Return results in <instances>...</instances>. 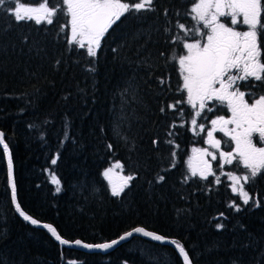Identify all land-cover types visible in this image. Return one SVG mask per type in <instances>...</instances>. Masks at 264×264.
<instances>
[{
    "label": "trees",
    "instance_id": "trees-1",
    "mask_svg": "<svg viewBox=\"0 0 264 264\" xmlns=\"http://www.w3.org/2000/svg\"><path fill=\"white\" fill-rule=\"evenodd\" d=\"M191 2L155 0L154 11L126 14L105 34L96 57L67 42L60 30L66 17L57 16L53 25L17 23L5 12L7 4L0 7V132L12 158L17 201L66 240L101 243L141 226L179 241L193 264H264V173L245 184L259 207L251 200L243 205L231 191L227 173L247 172L235 161L215 167L207 180L192 177L187 161L203 133L192 129L195 112L186 102L167 108L186 99L178 90V61L171 59L184 49L170 39L183 36L177 20L201 27L185 14ZM252 83H240L241 90L264 92V85ZM210 106L214 110H203L198 124L227 115L226 106L216 101ZM169 139L174 145L165 142ZM220 140L225 149L232 148L229 138ZM171 151L177 153L175 167ZM116 161L125 166V175L136 177L119 197L111 195L103 176ZM53 173L60 185L52 183ZM161 175L165 180L158 183ZM233 202L240 211L229 207ZM218 223L224 227L217 229ZM69 261L182 264L171 246L138 236L106 254L62 246L16 212L0 147V264Z\"/></svg>",
    "mask_w": 264,
    "mask_h": 264
},
{
    "label": "snow or ice",
    "instance_id": "snow-or-ice-1",
    "mask_svg": "<svg viewBox=\"0 0 264 264\" xmlns=\"http://www.w3.org/2000/svg\"><path fill=\"white\" fill-rule=\"evenodd\" d=\"M5 12L19 22H34L35 25H53L54 18L64 16L67 19L60 25V30L65 33L66 40L70 45H75L79 49H86L88 57H96L97 49L101 47V40L109 29L121 21L126 14L140 13L141 11H154L155 0H57L56 4H51L50 0H0V7H4ZM186 15H191V19L196 24L187 26L177 20L175 27L179 33L170 39L172 44H181L186 49V54L173 55L172 61H178L179 75L182 77V84L178 90L186 93L184 101L177 100L174 104H168L167 108L175 110L181 103H187L193 109L198 110L195 116H200L201 111L214 110L213 101L221 106H226L231 113V118L218 115L211 120L212 129L207 131V143L217 150L220 149L221 140L214 138V132H222L234 141L235 148L226 151H219V157L224 164H233L235 160L238 165H242L247 170L243 176L233 172L227 173V178L232 182L231 191L237 194L243 205H248L250 200L256 207L260 202L245 189V184L256 180L264 173V92L253 95L241 90L239 81H252L264 85V47L261 39L264 36V0H192ZM194 14V15H192ZM168 16L167 10L164 13ZM179 16V12L176 13ZM224 18V19H221ZM70 25V31L68 30ZM170 28H165V32H170ZM199 36L200 39H193ZM185 38L192 39L191 43L183 42ZM115 51V50H114ZM164 55V53H161ZM59 63V61H57ZM94 71V68H88ZM161 84L165 81L161 80ZM248 97L247 99L245 97ZM160 111H165L161 107ZM181 115L183 112L181 110ZM207 119V117H204ZM191 124L197 125L196 119L191 120ZM229 125L234 127L229 128ZM172 127H175L173 125ZM200 131H204V125H199ZM172 135L171 132L168 133ZM254 135L258 141L254 143ZM4 133L0 132V145L3 151L8 154V170L11 176L12 158L8 153V144L4 141ZM169 145H174L173 140L165 141ZM158 140H153V145L157 146ZM227 145V141L224 142ZM258 144L260 146H258ZM109 149L112 145H108ZM175 147H179L175 145ZM200 158V165H194L189 160L188 168L192 177H199L207 180L209 176H214L212 165L203 159L211 156L212 160H217V156L207 151V149H193ZM176 151H171V167H175ZM56 159L52 160V164ZM114 169H120L124 173L125 166L116 161L107 168L103 176L111 185V195L119 197L130 186V182L136 177L131 173L120 175L119 182L112 179ZM185 181L189 179L187 175ZM165 180L164 176H158L157 182ZM243 180V183H241ZM215 182L219 183V176ZM52 183L60 185V180L53 173ZM56 192L61 191L57 187ZM12 201L15 204L16 212L31 224L39 222L28 215L19 203L16 202V184L11 183ZM229 207H234L240 211V204L233 202ZM224 214L220 213L222 217ZM43 227L62 245L75 243L86 249H111L121 241L133 236L134 233L142 234L153 241L169 243L174 246L182 259V264H193L187 249L179 241L163 236L144 227L137 226L122 234L118 239L110 242L88 244L80 240L69 242L58 234L55 227L50 224H43ZM217 229L224 227L222 223L216 225ZM69 264L74 262L69 261Z\"/></svg>",
    "mask_w": 264,
    "mask_h": 264
},
{
    "label": "rangeland",
    "instance_id": "rangeland-1",
    "mask_svg": "<svg viewBox=\"0 0 264 264\" xmlns=\"http://www.w3.org/2000/svg\"><path fill=\"white\" fill-rule=\"evenodd\" d=\"M221 19H224V18H221ZM69 31H70V27H69ZM197 39H200V37H198L197 36ZM192 41H190V42H187V43H191ZM186 49H184V53L183 54H186ZM186 94V93H185ZM213 102H215V101H213ZM212 102V103H213ZM226 109H227V107H226ZM198 110V108L197 109H194V112H196ZM202 112V111H201ZM199 117V116H198ZM197 116H195L194 117V119H196V121H197V118H198ZM226 118H231V113H230V111L227 109V115L225 116ZM216 118V117H215ZM215 118H213V119H215ZM213 119H210L209 121H208V124L206 125V124H203L204 125V131H200V128H199V125L200 124H198V122H197V125L194 127L193 125H192V129H194L195 130V128H197L198 130H199V132H202L203 133V135H202V143L200 144V145H196V146H194V147H192L191 148V150H190V153H189V157H188V161L189 160H191L192 161V163L194 164V165H197V166H199L200 165V158H199V156H198V154H195L194 152H193V149H207V151L208 152H210V153H213V154H215L216 156H217V160H215V161H213L212 160V158H211V156H205V157H203V159L204 160H206V161H208L211 165H212V167H213V171H214V168L215 167H218V168H222V167H220V164L222 163V161H221V158L219 157V151H226L227 149H225L223 146H222V142H221V146H220V149L219 150H217V149H215V148H212L208 143H207V131H210L211 129H212V124H211V120H213ZM229 128H231V127H234L233 125H229L228 126ZM213 136H214V138H217V139H220L221 137L222 138H229L228 136H225L222 132H219V131H217V132H214L213 133ZM230 139V138H229ZM253 140H254V143H256L257 141H258V137H256L255 135H254V137H253ZM231 141V140H230ZM232 142V148L231 149H233L234 150V148H235V143H234V141H231ZM258 146H260L259 144H258ZM187 161V162H188ZM235 161V160H234ZM236 162V161H235ZM112 164H114V162L113 163H111L109 166H107L104 170H103V173H104V171L107 169V168H109ZM219 164V165H218ZM187 167H188V163H187ZM189 169V168H188ZM189 172H190V170H189ZM190 174H191V172H190ZM234 174H236V175H240V174H237V173H234ZM120 175H125L124 173H121L120 172V169H114V172H113V174H112V179H113V181H115V182H119V177H120ZM197 176H199V174L197 175ZM240 176H243V175H240ZM105 178V177H104ZM52 179V178H51ZM106 181L108 182V180L106 179ZM228 181H229V183H230V187H231V184H232V182L228 179ZM241 183H243V180H241ZM109 184V183H108ZM109 188H110V190H111V185L109 184Z\"/></svg>",
    "mask_w": 264,
    "mask_h": 264
},
{
    "label": "water",
    "instance_id": "water-1",
    "mask_svg": "<svg viewBox=\"0 0 264 264\" xmlns=\"http://www.w3.org/2000/svg\"><path fill=\"white\" fill-rule=\"evenodd\" d=\"M0 147L2 148L3 150V145H0ZM4 153V151H3ZM8 153H9V150H8ZM10 154V153H9ZM4 157H5V162H6V166H7V179H8V186H9V189H10V193H11V183L12 181H14V172H13V166H12V170H11V176L9 175V170H8V164H7V161H8V154H5L4 153ZM13 165V164H12ZM11 199H12V194H11ZM16 202L18 203L17 201V196H16ZM13 203V201H12ZM14 207H15V204L13 203ZM38 221V220H37ZM28 223H30V221H27ZM39 223L36 224V225H33L35 227H38V228H41V229H45L47 230L46 228L43 227V224H47V223H42L40 221H38ZM52 225V224H50ZM53 226V225H52ZM48 231V230H47ZM130 231V230H129ZM124 234V233H123ZM122 235V234H121ZM120 235V236H121ZM120 236L116 237L115 239H118ZM133 236H138V237H141V238H144V239H148V240H151L149 237H144L142 234H137V233H134ZM133 236L127 238L126 240H123L121 241L118 245H115L113 246L111 249H107V250H102V249H96V248H92V249H86V248H83L82 246H79V245H76L75 243H70L68 245H62L64 247H68V248H72V249H76V250H80V251H83V252H87V253H102V254H106L108 252H111L113 249H115L117 246H119L120 244L128 241L129 239H131ZM69 242H74L76 240H68ZM81 241V240H80ZM111 241V240H110ZM110 241H106V242H110ZM153 241V240H151ZM83 242V241H82ZM154 242H157V241H154ZM83 243H86V242H83ZM101 243H104V242H101ZM157 243H160V242H157ZM94 244H98V243H94ZM161 244H164V245H168V246H171L172 248H174L173 245L169 244V243H161ZM175 249V248H174ZM176 250V249H175ZM177 252V250H176ZM178 254V252H177ZM179 255V254H178ZM180 257V256H179ZM181 258V257H180ZM182 260V259H181Z\"/></svg>",
    "mask_w": 264,
    "mask_h": 264
},
{
    "label": "flooded vegetation",
    "instance_id": "flooded-vegetation-1",
    "mask_svg": "<svg viewBox=\"0 0 264 264\" xmlns=\"http://www.w3.org/2000/svg\"><path fill=\"white\" fill-rule=\"evenodd\" d=\"M238 83H239V84H240V83L243 84V83H245V82H244V81H239Z\"/></svg>",
    "mask_w": 264,
    "mask_h": 264
}]
</instances>
